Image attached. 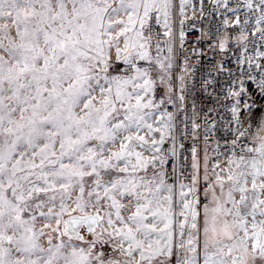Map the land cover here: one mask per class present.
I'll return each mask as SVG.
<instances>
[{
	"label": "snow or ice",
	"instance_id": "snow-or-ice-1",
	"mask_svg": "<svg viewBox=\"0 0 264 264\" xmlns=\"http://www.w3.org/2000/svg\"><path fill=\"white\" fill-rule=\"evenodd\" d=\"M241 3L216 0L243 47L197 109L191 0H0V264H264V0Z\"/></svg>",
	"mask_w": 264,
	"mask_h": 264
},
{
	"label": "built area",
	"instance_id": "built-area-1",
	"mask_svg": "<svg viewBox=\"0 0 264 264\" xmlns=\"http://www.w3.org/2000/svg\"><path fill=\"white\" fill-rule=\"evenodd\" d=\"M191 2H192V5L196 7L197 14H199L201 7H203L204 13H205L203 18L195 21L196 29H200L203 32L215 33L216 35H219L220 33L226 30L230 37L229 44H228L229 51L227 52H222L219 50L212 51L211 49L208 48L207 45L209 43H215V40L208 41L206 37H204L203 40H199L198 38L200 37V32L197 31L196 29L189 31L187 28V25L189 23H193V21L189 20L185 24V30L188 32V35H187L188 42L191 43L193 41H196L197 46L203 48V50L208 53V56L206 57V61H207L206 63H203L202 61L197 60L195 57L192 58V62L195 65V69H196L194 72V76H193V83H195L197 87L190 94V98L187 100V103L191 105L194 101L197 109H201V108L211 107V103L208 99L207 93H202L199 88L200 79L206 75L205 69L212 63V61H217V62L223 61L225 63L230 64L233 68H235L236 67L235 57L241 54V49L243 45H241L240 47H236L235 38L239 35V31H240L239 26L228 27L225 29V27L222 25V21L225 19L226 16L231 23H234V17L231 11L223 9L222 7H218L216 4V0H203V4H201V0H191ZM229 5L232 8H236L237 6L240 8V20L241 22H243V20L245 19L244 13L246 9L241 3V0H229ZM188 10H189V15H191V9H188ZM245 27L251 28L252 25L249 24V25H246ZM178 28H179L178 25L174 26V35L177 36V39H178ZM254 39L257 42H259L258 36L253 37L251 34H249L248 40L252 41ZM248 54L249 55L251 54V48ZM202 63H203V67H201ZM180 70H181L180 68L176 69L177 72H179ZM161 95H163V92L158 88L157 98H159ZM168 110L175 111V109L171 105H168ZM220 116L223 117L225 120H227L229 119L230 114L227 113L226 111L221 110ZM183 143L185 144V148L188 149L192 146L193 141L191 140V138H188V139H185ZM196 146L199 149L198 156H200V158L202 159L203 149L205 146L203 143H200ZM214 147L215 145L210 142L208 146V152H209L211 163L215 159V157L212 156V148ZM182 156L188 157L187 161L184 162L185 167H187V165L191 163L190 152L185 151L182 153Z\"/></svg>",
	"mask_w": 264,
	"mask_h": 264
},
{
	"label": "rangeland",
	"instance_id": "rangeland-1",
	"mask_svg": "<svg viewBox=\"0 0 264 264\" xmlns=\"http://www.w3.org/2000/svg\"><path fill=\"white\" fill-rule=\"evenodd\" d=\"M189 11V10H188ZM176 26V25H175ZM154 54V53H153ZM162 92L164 91L162 88H159ZM199 158H200V156H199ZM200 162H201V165H203V158L201 159L200 158ZM208 164H209V167H211L212 166V163H211V161H210V159H209V161H208Z\"/></svg>",
	"mask_w": 264,
	"mask_h": 264
}]
</instances>
